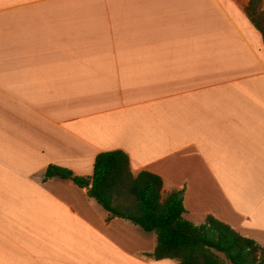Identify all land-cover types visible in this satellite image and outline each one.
I'll use <instances>...</instances> for the list:
<instances>
[{
	"label": "crops",
	"instance_id": "0c3cea01",
	"mask_svg": "<svg viewBox=\"0 0 264 264\" xmlns=\"http://www.w3.org/2000/svg\"><path fill=\"white\" fill-rule=\"evenodd\" d=\"M250 0H0V264L147 261L155 235L108 219L48 166L91 177L120 150L264 246V44Z\"/></svg>",
	"mask_w": 264,
	"mask_h": 264
},
{
	"label": "trees",
	"instance_id": "16d2710c",
	"mask_svg": "<svg viewBox=\"0 0 264 264\" xmlns=\"http://www.w3.org/2000/svg\"><path fill=\"white\" fill-rule=\"evenodd\" d=\"M245 15L264 44L262 0H250ZM51 179L70 181L79 188L89 187L87 197L108 214V219H123L146 233H153L154 250L142 255L147 261L264 264V246L211 216L202 225H193L185 219L182 192L164 195L160 177L146 171L133 175L128 156L120 150L98 154L91 177H77L67 169L50 165L43 181Z\"/></svg>",
	"mask_w": 264,
	"mask_h": 264
},
{
	"label": "rangeland",
	"instance_id": "374dc122",
	"mask_svg": "<svg viewBox=\"0 0 264 264\" xmlns=\"http://www.w3.org/2000/svg\"><path fill=\"white\" fill-rule=\"evenodd\" d=\"M262 4H263V8H264V0H262ZM222 257V256H221ZM222 259L224 260V258L222 257ZM226 264H229L226 262Z\"/></svg>",
	"mask_w": 264,
	"mask_h": 264
}]
</instances>
